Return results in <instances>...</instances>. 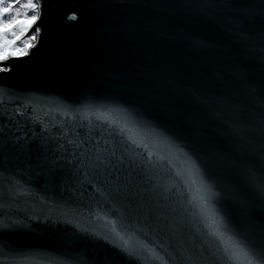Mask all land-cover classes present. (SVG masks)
<instances>
[{
    "label": "snow or ice",
    "instance_id": "6c2138e0",
    "mask_svg": "<svg viewBox=\"0 0 264 264\" xmlns=\"http://www.w3.org/2000/svg\"><path fill=\"white\" fill-rule=\"evenodd\" d=\"M46 3L0 0V73L36 47ZM189 6L223 23L237 52L264 68V4ZM178 39L197 51L210 47L202 36ZM173 99L188 113L183 119L108 101L61 112L67 120L53 123L26 103L4 107L0 89V200L38 196L44 220L102 241L131 264H264V79L257 88L244 70L234 82L218 73L207 87ZM17 225L28 226L12 220L0 228ZM64 264L93 261L77 252Z\"/></svg>",
    "mask_w": 264,
    "mask_h": 264
},
{
    "label": "water",
    "instance_id": "95a60500",
    "mask_svg": "<svg viewBox=\"0 0 264 264\" xmlns=\"http://www.w3.org/2000/svg\"><path fill=\"white\" fill-rule=\"evenodd\" d=\"M193 2L199 0H47L36 47L25 63L9 60L13 70L0 73L4 107L26 103L55 123L67 120L61 112L89 103L94 110L108 101H128L155 106L157 117L177 121L188 113L173 97L207 87L218 73L234 82L236 71L244 70L258 88L264 68L256 56L240 55L226 26L195 16ZM185 33L204 37L210 47L194 50L178 39ZM170 81L180 85L174 92L167 88ZM35 190L33 182L30 191ZM8 201L6 194L0 200V223L23 220L28 226L0 228V264H64L65 256L77 252L93 264H131L102 241L44 220L49 213L38 196ZM28 216L39 219L27 221Z\"/></svg>",
    "mask_w": 264,
    "mask_h": 264
},
{
    "label": "rangeland",
    "instance_id": "374dc122",
    "mask_svg": "<svg viewBox=\"0 0 264 264\" xmlns=\"http://www.w3.org/2000/svg\"><path fill=\"white\" fill-rule=\"evenodd\" d=\"M33 27H34V26H33ZM31 34H32V30H30V31L26 34V37H27V36H30ZM26 37H25V38H26ZM17 43H19V41H17Z\"/></svg>",
    "mask_w": 264,
    "mask_h": 264
}]
</instances>
